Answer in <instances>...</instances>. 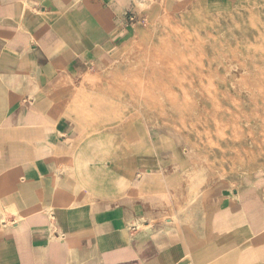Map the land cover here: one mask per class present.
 Segmentation results:
<instances>
[{"label": "crops", "instance_id": "0c3cea01", "mask_svg": "<svg viewBox=\"0 0 264 264\" xmlns=\"http://www.w3.org/2000/svg\"><path fill=\"white\" fill-rule=\"evenodd\" d=\"M187 1L0 0V264H264V172H201L83 102Z\"/></svg>", "mask_w": 264, "mask_h": 264}, {"label": "rangeland", "instance_id": "374dc122", "mask_svg": "<svg viewBox=\"0 0 264 264\" xmlns=\"http://www.w3.org/2000/svg\"><path fill=\"white\" fill-rule=\"evenodd\" d=\"M145 23L88 81L89 115L165 130L201 172H264V0H188Z\"/></svg>", "mask_w": 264, "mask_h": 264}, {"label": "bare ground", "instance_id": "6f19581e", "mask_svg": "<svg viewBox=\"0 0 264 264\" xmlns=\"http://www.w3.org/2000/svg\"><path fill=\"white\" fill-rule=\"evenodd\" d=\"M144 68H146V66L144 67ZM152 68V67H151ZM161 87V86H160ZM140 95H142L141 93H140Z\"/></svg>", "mask_w": 264, "mask_h": 264}]
</instances>
